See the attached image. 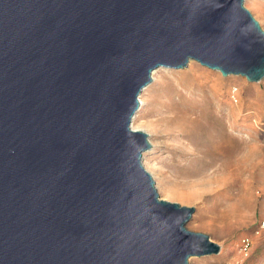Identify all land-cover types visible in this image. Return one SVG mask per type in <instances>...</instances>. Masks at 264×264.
Here are the masks:
<instances>
[{
  "label": "water",
  "instance_id": "95a60500",
  "mask_svg": "<svg viewBox=\"0 0 264 264\" xmlns=\"http://www.w3.org/2000/svg\"><path fill=\"white\" fill-rule=\"evenodd\" d=\"M264 79L244 0H0V264H189L221 246L161 199L134 131L158 69Z\"/></svg>",
  "mask_w": 264,
  "mask_h": 264
},
{
  "label": "rangeland",
  "instance_id": "374dc122",
  "mask_svg": "<svg viewBox=\"0 0 264 264\" xmlns=\"http://www.w3.org/2000/svg\"><path fill=\"white\" fill-rule=\"evenodd\" d=\"M244 5L264 30V0ZM149 86L136 124L148 126L158 145L147 154L157 191L163 200L194 208L187 228L221 246L218 255L189 264H264V79L223 77L192 61L159 70ZM186 110L201 119L192 130L171 120ZM218 136L228 155L205 158Z\"/></svg>",
  "mask_w": 264,
  "mask_h": 264
},
{
  "label": "bare ground",
  "instance_id": "6f19581e",
  "mask_svg": "<svg viewBox=\"0 0 264 264\" xmlns=\"http://www.w3.org/2000/svg\"><path fill=\"white\" fill-rule=\"evenodd\" d=\"M192 61H194V60H190L189 61V63H191ZM188 63V64H189ZM159 70H162V68L161 69H158V70H156V71H154L153 72V74H152V80H151V83L152 82H154L155 81V75L157 74V72L159 71ZM150 83V84H151ZM149 84V85H150ZM147 86V87H145L144 89H143V91H142V93L143 92H145L150 86ZM141 93V94H142ZM139 101H140V106H139V109H138V111H137V113L135 114V117H134V119H133V125H132V128H133V130L134 131H139V132H143V133H145V134H147L148 135V138H149V143L151 144V148L153 149V150H155L156 148H157V144H155L154 143V141L151 139V131L149 130V127L148 126H146V125H144V124H136V119H137V114L140 112V110H141V105H143V99H142V97H141V95H140V97H139ZM178 110V109H177ZM182 112V111H181ZM169 114V113H168ZM182 114V113H181ZM173 118V119H172ZM196 118V117H195ZM197 119V118H196ZM196 119H192L191 118V116H190V114H189V111L188 110H186V111H184V116L183 117H181V116H179V114H177L175 117H171V120H174V121H176L177 123H182L183 125V127L185 128V129H187L188 128V130H192V127H193V125L194 124H196ZM199 120H201L200 118H198ZM197 119V120H198ZM170 120V121H171ZM202 124V123H201ZM204 124V123H203ZM198 125V124H197ZM196 126V125H195ZM195 128V127H194ZM207 130H209V129H207ZM208 132V131H207ZM210 132V131H209ZM208 134V133H207ZM211 135V134H210ZM208 136H209V134H208ZM219 137V136H218ZM212 139V138H211ZM211 141V140H210ZM217 142L214 144V145H211L210 147H207V148H205V150L203 151V155L205 156V158H215L216 156L218 157V158H222V159H225L226 158V156L228 155V151H227V144L225 145V139H224V137L223 136H220L219 138H218V140H216ZM208 143V142H207ZM212 143V142H211ZM150 148V150L149 151H146V152H144L143 153V156H142V165H143V167L145 168V170L151 175V176H153V174H152V172L149 170V162H148V160H147V154L149 155L150 153H152V149ZM146 153V154H145ZM186 155V154H185ZM222 161V160H221ZM157 189V188H156Z\"/></svg>",
  "mask_w": 264,
  "mask_h": 264
}]
</instances>
